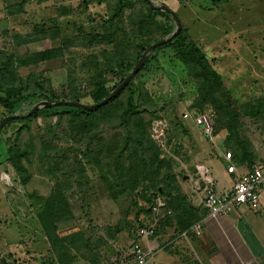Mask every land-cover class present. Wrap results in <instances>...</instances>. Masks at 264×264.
<instances>
[{
  "label": "rangeland",
  "instance_id": "obj_1",
  "mask_svg": "<svg viewBox=\"0 0 264 264\" xmlns=\"http://www.w3.org/2000/svg\"><path fill=\"white\" fill-rule=\"evenodd\" d=\"M150 1L170 5L188 41L220 75L223 89L211 92L190 57L177 60L172 47H159L148 54L132 81L141 113L128 127L118 121L126 92L92 119L73 120L63 114L66 106H50L46 112L38 108L26 124L3 127L0 259L7 264H132L136 229L153 223L148 213L152 193L166 200L171 210L159 225L192 220L184 177H193L194 167L204 164L213 176L223 173L229 164L220 156L227 158L234 149L240 153L235 143L229 145L231 150L225 146L231 123L247 143L246 154L251 153L255 163L264 162V119L250 118L244 107L264 100V0H168V5ZM69 6L68 14L55 10L53 17L44 12L32 20L15 15L5 19L0 12V63L14 61L7 64L5 77L12 84L4 89L19 94L12 112L0 105V120L26 115L53 97L92 105L96 83L103 80L110 90L132 71L141 47L176 29L169 14L153 15L142 0H79ZM16 33L35 41L19 45ZM199 100L202 104L196 107L211 115L217 127L208 141L182 115L193 114L191 106ZM222 105L237 116L230 121ZM10 150L24 153L19 160L28 174L25 182L9 158ZM154 155L158 162L152 163ZM47 208L57 209L62 218L55 232L43 218L50 236L40 221L41 214H49ZM255 214L250 209L243 221L262 249L254 246L250 235L243 237L236 225L224 223V217L202 224L199 235L191 234L184 245L192 252L178 253L176 264H189L193 258L199 260L196 264H264V218ZM175 246L166 247L180 250Z\"/></svg>",
  "mask_w": 264,
  "mask_h": 264
},
{
  "label": "trees",
  "instance_id": "obj_2",
  "mask_svg": "<svg viewBox=\"0 0 264 264\" xmlns=\"http://www.w3.org/2000/svg\"><path fill=\"white\" fill-rule=\"evenodd\" d=\"M213 1L214 2H220V1H223V0H213ZM19 5L22 6L24 4H19ZM147 8H148L149 12H151L153 15H158V14L161 13V11L152 10L148 6H147ZM120 11L118 10L117 12H114L112 17H116L119 14ZM60 12L63 13V14H68L69 10L62 7V8H60ZM34 30H37V29L35 28ZM17 35L18 34H16V36H15V40H16V42L19 45H26V44H30V43L35 41V40H33V38H31V36L30 37H26V38H24V37L21 38L20 35H18V36ZM157 41H155V42H157ZM172 41L173 42H169L168 44H166L164 46H161V47H172L173 50H174L175 58L177 60H183V59H185L187 57H190L192 62L197 65L198 73L203 77L204 81L207 84V87L210 88L211 92L214 93V91L215 92L218 91V93H220L221 92L220 90L223 89V84L221 82L220 75L215 70H213L211 68L210 64L208 63V61H207V59L205 57V55L198 48V46L196 44H194L192 41H188V39L186 38V35H185V32H184L183 28H181V31L179 32V34ZM145 49L146 48L141 47L140 50L138 51V54L141 55L144 52ZM9 63L13 64L14 61L0 63V75L2 77V80H0V105L2 107L6 108L8 110V112H12L13 108H14L15 99H16V97L19 96V94H18V91H16L15 89H9V88L8 89H4L6 86L12 84L10 81H5L6 70L8 69L7 64H9ZM138 70L135 73V75L132 78V80L129 83H127L123 87V89L118 94H116L112 99H110L106 104H104V105H102L100 107H97L95 109H92V110H84V109L74 108V107H68V108L63 107V108L66 109L65 112H63V114H67L70 119H73V120L78 119V121H81L83 119H85V120L86 119H90V118L92 119V117L94 116L95 112L101 111V110L105 109L107 106L111 105L113 102H116V100L120 96H122L124 92H126L125 102H124L123 106L121 107V110H119V112H118V121H119V125L121 127H128L129 123L134 121L136 118H138L140 116V113H141V112H139L140 105H138L137 99H136L137 90H136V88H134V86H132V81L135 78V76L138 74ZM111 72H114V70H111ZM115 74L118 75V73H115ZM124 78L122 77L119 80V83L117 85H114L110 90L106 88V86L104 85V81L103 80H101L100 82L96 83L94 92L91 94V99L93 101V104H95V103L101 101L102 99L106 98L110 94V92L112 90H114L116 88V86H118L122 82V80ZM39 93H40L39 94L40 97H44L47 101H50L47 98V96H45L41 92H39ZM32 96L36 97V96H38V93L36 92ZM51 99L53 100L51 102H59V101L80 102L77 99L68 100V101L65 98H63V100H60L59 98H55V97H53ZM198 104L194 103L191 106L190 110L193 109V112H194L192 115L204 114L203 113V111H205L204 109H200V108L196 107V106H201L202 101L199 100ZM244 107L246 108L247 115L250 116L251 118H257V117H260V116L264 115V100H257L256 102H254L253 104H250V105H249V103H247ZM213 108H216V107L214 106ZM220 109H222V111L224 113H227L228 116H230L229 117L230 121L237 116L236 114L229 115L230 114L229 111H231V110H229V106L228 105H225V106L222 105V107ZM50 110H51L50 107H45L44 110H42V111L46 112V111H50ZM215 110L216 109H213V111H214L213 113H215ZM63 114L61 112V113H59V116H62ZM33 116H34V114L32 113V114L28 115L27 118H17L15 120H12V121L6 123L3 127H5L8 124H12V123H22V124L24 123V124H26V123H28L30 118H32ZM210 117L212 118L211 115H210ZM222 118H223V116H222ZM136 122H137V120H136ZM193 125H194V123H193ZM228 126H227L228 131H227V134L225 136V138H226L225 146H227V148L231 150V146H229V145L231 143H235L237 145L238 149L239 150L241 149L239 154L234 152L235 149L232 152L233 155H231V153H229L230 161L231 162L233 161L235 163H241V162L243 163L244 161H247L248 163H250L252 161V154L250 152H249L250 154H246V152H245V149L247 147V143L243 142L242 140H240L238 138L239 137L238 131L236 130V127H235L234 124L231 123V127H228ZM216 128L217 127L213 123V135L216 134V131H215ZM84 130L85 129H83V131ZM232 139H236V140L235 141H231ZM206 141H208V137H206ZM9 155H10L9 158L11 159V162H12L13 166L15 167V170L17 172L19 171V173H18L19 175L18 176L20 177V179L22 181L25 182L26 181V177L28 176V174L25 173L24 167L20 164V160H19V159H22V156H24V153L20 152L18 154L14 150L13 151L10 150L9 151ZM153 158H155V159L152 161V163H155V161L158 162L157 161V155H154ZM144 177H145V175H144ZM154 177L152 179H154ZM177 189H178V187H177ZM156 196L160 197V196H158L157 194H154V193H152V196L150 197V199H151L150 202L151 203H150V206H148L149 215H150V212H151V206L154 204ZM58 197L63 198V193L59 192L58 193ZM183 197L185 198V196H183ZM185 199H187V198H185ZM186 201H187L186 206L188 207V209L191 212H193L194 215L192 216L193 217L192 220H188L187 221V218H185V219L180 218V219L177 220V222L174 221L175 225L177 226V228H178V230L180 232L189 231V228L192 226V224L194 222H196L197 220L198 221L201 220L206 215V210L205 209H203V210L202 209H197L189 202V199H187ZM53 205H55V202L50 204V206H53ZM165 205L170 210V208L168 207L167 202L165 203ZM188 209H187V211H188ZM47 211L49 212V214L46 213V215H43V214L40 215L41 216L40 217V219H41L40 221H41V224L43 226L45 235L50 236L47 233V230H46L45 226H47L48 223H49L50 227L52 228V231L55 232V231H57L56 224H57V222H60L62 218L60 217V213L57 211V209H54V208L48 209L47 208ZM195 213L199 214L198 218H194V216L196 215ZM151 214H152V212H151ZM44 217L48 220V223L46 222L45 225H44V220H43ZM167 220H169L168 217H167ZM139 227H142V226H139ZM51 236H52V234H51ZM47 240H48V242H49V244L51 246L55 245L54 240L52 238H48L47 237ZM0 264H7V262H6L5 259H0Z\"/></svg>",
  "mask_w": 264,
  "mask_h": 264
},
{
  "label": "crops",
  "instance_id": "obj_3",
  "mask_svg": "<svg viewBox=\"0 0 264 264\" xmlns=\"http://www.w3.org/2000/svg\"><path fill=\"white\" fill-rule=\"evenodd\" d=\"M71 1H79V0H36L33 3L24 4L22 6L19 4H16L15 2H13L11 0H0V7H1L0 12L4 14L5 19L6 18L8 19V18L15 15V18H20V19H24V20L28 18L29 20H32V19H36L38 16L40 17L42 15V13H44V12H45L44 13L45 16L49 15L50 17L51 16L53 17L54 16L53 13L55 12V10L58 11L62 7L68 9L70 7L69 2H71ZM83 1H85V0H83ZM160 1H162V2L165 1L167 3V5L169 2L168 0H160ZM163 5H165V4H163ZM169 6L170 5H168L167 7L171 10L172 8H170ZM49 11H51V14H49ZM0 19L1 20L3 19L2 14H0ZM60 19L62 20L63 17H61ZM4 31L6 32L7 30L4 29ZM257 118L258 119H262V118L264 119L263 115L260 117H257ZM252 119H255V118H252ZM220 158H223L225 165L229 164V165H227V167H226L225 171H223V173H219V174L213 176L211 174V171L204 164V166L206 167V169L208 170L212 179L215 182V187H216L217 191H223L225 189H228L234 183V181L238 175L246 173L247 171H249L253 167L264 170V162L262 163L263 160H261V162H256V163H255L256 159L255 160L253 159L250 163H248L247 161H244L243 163L242 162L241 163H235L233 161L231 162V161L226 160L227 158H225L223 155H222V157L220 156ZM230 166L233 167V170H234L233 173H230L227 171L228 167H230ZM184 179H187V181H184V182L187 185V188L189 189V192H188V189L185 190V193L189 199V202L195 208L203 210L204 209L203 205H202V196L203 195H202V193L193 190L194 175H193V177H191V176L184 177ZM190 182H192V184H190ZM183 187H185V186H183ZM250 209H252L254 212L256 211V214L259 215V217H260L259 220L262 221L261 218L262 217L264 218V194L261 195L259 203L254 208H252L248 205L247 206L246 205L240 206L238 208H234V209L229 210V212L226 215L222 216L221 218L227 217V218H224V220H225L224 223H227L228 225H233V226L236 225L239 233L242 234L243 237L245 235H250V239H252V242H254V246L257 245V247L261 248L259 243L257 242V240L254 238V235L252 234V232H250V229L248 228V226L243 221L244 213L250 211ZM152 217H153V220H152L153 223H151V224H154V227H155L154 235L152 237H150L146 242H144L143 240L139 241L141 243V245H143V247H144V245L149 246L150 249L152 250V254H153L152 263L153 264H176V263H178V260H177L178 256H179L178 253H180V252L186 253L188 256H190L189 253L192 252V248H191V250H188V246L184 245V242H186V243L189 242L190 239L193 238L192 235H196L195 232L192 230V227L196 223L194 225L192 224V226L189 229L190 232L189 231L180 232L177 229L174 222L173 223H167L166 225H159V224L164 223V222H161V221H163V217H164V216L161 217V214H158V215L152 214ZM202 220L203 221L205 220L203 222V224L204 223L206 224L208 222L213 221V220H208L206 218V215L204 218H202L199 221H202ZM156 226H157V228H156ZM170 243L174 246L178 245L180 250L177 249V250H174L171 252L170 249H168L166 247ZM182 247H184V249ZM193 253L195 254V256H197L196 255L197 250L193 249ZM193 259H195V260H193V262H191L192 260H189L188 263L189 264H196V261H199L197 258H193ZM130 262L133 264L132 260Z\"/></svg>",
  "mask_w": 264,
  "mask_h": 264
},
{
  "label": "built area",
  "instance_id": "obj_4",
  "mask_svg": "<svg viewBox=\"0 0 264 264\" xmlns=\"http://www.w3.org/2000/svg\"><path fill=\"white\" fill-rule=\"evenodd\" d=\"M11 1L17 4H29L36 0ZM183 119H191L204 136L211 138L213 134V121L210 115H192L190 113H185L183 114ZM160 124L161 123H159V126ZM153 131L157 133L155 128H153ZM226 156L229 158V153H227ZM227 171L233 173V167H228ZM194 177L193 190L202 193V205L206 210V218L208 220L216 221L226 215L229 210L240 206L248 205L254 208L259 203L261 195L264 194V170L259 168L253 167L246 173L238 175L234 183L223 191L216 190L215 182L205 166L196 165L194 167ZM151 212L155 215L161 212V217L171 214V211L166 208L164 199L157 196L154 204L151 206ZM204 221H199L192 227L196 235L200 234L202 229L201 225ZM154 233V224L136 229V234L131 241L130 251V258L133 264H153L152 250L149 246L144 245L143 247L139 241L143 240L146 242Z\"/></svg>",
  "mask_w": 264,
  "mask_h": 264
},
{
  "label": "water",
  "instance_id": "obj_5",
  "mask_svg": "<svg viewBox=\"0 0 264 264\" xmlns=\"http://www.w3.org/2000/svg\"><path fill=\"white\" fill-rule=\"evenodd\" d=\"M144 2H146L150 8L154 9V10H158V11H163L166 12L167 14H169L172 18V20L175 23L176 29L175 32L172 33L169 37L167 38H163L158 40L157 42H155L154 44L150 45L148 48H146L144 50V52L141 54L140 58L138 59L137 63L135 64L134 68L132 69V71L122 80V82L116 86V88L114 90H112L110 92V94L102 99L101 101L92 104V105H85L82 104L80 102H64V101H59V102H40L37 105H35L26 115L23 116H6L4 118H2L0 120V129L8 122L15 120L17 118H27L28 115L34 113L38 108L40 107H50V106H66V107H74V108H80V109H84V110H92L95 109L97 107H100L104 104H106L110 99H112L116 94H118L123 87L129 83L132 78L134 77L135 73L137 72V70L140 68V66L143 64V62L145 61V59L147 58L148 54L155 50L156 48H159L161 46L166 45L167 43H169L170 41H172L181 31V22L179 20V18L177 17V15L172 12L167 6L161 4L158 5L156 3H152L150 0H143Z\"/></svg>",
  "mask_w": 264,
  "mask_h": 264
}]
</instances>
